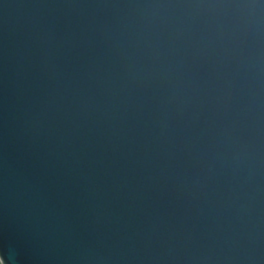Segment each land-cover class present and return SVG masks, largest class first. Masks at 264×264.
<instances>
[{
	"label": "water",
	"instance_id": "1",
	"mask_svg": "<svg viewBox=\"0 0 264 264\" xmlns=\"http://www.w3.org/2000/svg\"><path fill=\"white\" fill-rule=\"evenodd\" d=\"M1 264H264V0H0Z\"/></svg>",
	"mask_w": 264,
	"mask_h": 264
},
{
	"label": "rangeland",
	"instance_id": "2",
	"mask_svg": "<svg viewBox=\"0 0 264 264\" xmlns=\"http://www.w3.org/2000/svg\"><path fill=\"white\" fill-rule=\"evenodd\" d=\"M0 264H1V262H0Z\"/></svg>",
	"mask_w": 264,
	"mask_h": 264
}]
</instances>
